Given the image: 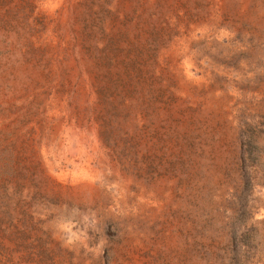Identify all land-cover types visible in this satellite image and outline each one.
Wrapping results in <instances>:
<instances>
[{"label":"rangeland","instance_id":"1","mask_svg":"<svg viewBox=\"0 0 264 264\" xmlns=\"http://www.w3.org/2000/svg\"><path fill=\"white\" fill-rule=\"evenodd\" d=\"M0 264H264V0H0Z\"/></svg>","mask_w":264,"mask_h":264}]
</instances>
